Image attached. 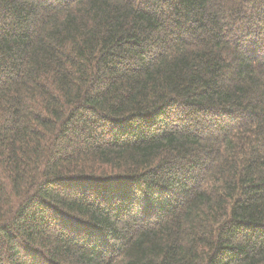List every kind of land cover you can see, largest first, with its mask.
Masks as SVG:
<instances>
[{"label": "trees", "instance_id": "16d2710c", "mask_svg": "<svg viewBox=\"0 0 264 264\" xmlns=\"http://www.w3.org/2000/svg\"><path fill=\"white\" fill-rule=\"evenodd\" d=\"M0 264H264V0H0Z\"/></svg>", "mask_w": 264, "mask_h": 264}]
</instances>
